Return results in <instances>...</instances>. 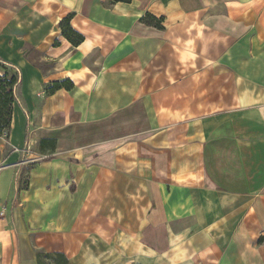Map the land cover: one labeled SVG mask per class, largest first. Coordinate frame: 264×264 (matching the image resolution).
Listing matches in <instances>:
<instances>
[{
    "label": "crops",
    "instance_id": "crops-1",
    "mask_svg": "<svg viewBox=\"0 0 264 264\" xmlns=\"http://www.w3.org/2000/svg\"><path fill=\"white\" fill-rule=\"evenodd\" d=\"M0 62V264H264V0H0Z\"/></svg>",
    "mask_w": 264,
    "mask_h": 264
},
{
    "label": "trees",
    "instance_id": "trees-1",
    "mask_svg": "<svg viewBox=\"0 0 264 264\" xmlns=\"http://www.w3.org/2000/svg\"><path fill=\"white\" fill-rule=\"evenodd\" d=\"M131 0H110L111 3L123 2L129 3ZM72 18L71 14L65 16L59 22V28L61 30L62 36L74 47L78 46L83 42V36L75 32L70 27V20ZM142 22L154 26L158 29H161V19L153 18L149 15H146L142 18ZM56 44V43H55ZM18 83L17 74H9L8 72H3L0 74V135L9 129L11 123V117L13 112V103L15 102L14 89ZM73 84L68 80L63 81H54L51 86L47 88V93L51 94L56 90L61 88L71 89ZM263 239H260L259 242H262ZM44 256L47 259L52 260L53 264H68L67 260L61 254H46V253H37V264H44L41 260V257Z\"/></svg>",
    "mask_w": 264,
    "mask_h": 264
},
{
    "label": "rangeland",
    "instance_id": "rangeland-1",
    "mask_svg": "<svg viewBox=\"0 0 264 264\" xmlns=\"http://www.w3.org/2000/svg\"><path fill=\"white\" fill-rule=\"evenodd\" d=\"M8 72L9 74H17L18 72L15 68L9 66L8 64H5L3 62H0V74L3 72ZM41 260L44 264H53L52 260L45 258L44 256L41 257Z\"/></svg>",
    "mask_w": 264,
    "mask_h": 264
}]
</instances>
